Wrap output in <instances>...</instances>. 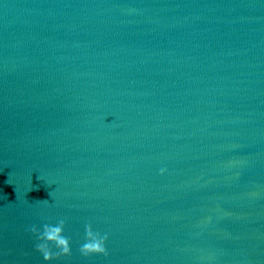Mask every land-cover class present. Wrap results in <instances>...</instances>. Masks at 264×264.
<instances>
[{"label": "water", "instance_id": "95a60500", "mask_svg": "<svg viewBox=\"0 0 264 264\" xmlns=\"http://www.w3.org/2000/svg\"><path fill=\"white\" fill-rule=\"evenodd\" d=\"M0 264H264V0H0Z\"/></svg>", "mask_w": 264, "mask_h": 264}, {"label": "clouds", "instance_id": "9594fccd", "mask_svg": "<svg viewBox=\"0 0 264 264\" xmlns=\"http://www.w3.org/2000/svg\"><path fill=\"white\" fill-rule=\"evenodd\" d=\"M164 170L161 169V172ZM63 225L64 220L61 219L56 224H43L42 227L37 228L33 227V231L37 235V248L41 250L46 259H51L53 255H58L59 252L54 253L53 250L49 247L50 243H55L57 249L62 251L64 254H67L70 251L69 243L67 238L63 236ZM86 242L81 246V251L84 254L90 252H104L106 253L105 242L108 239V234H100L99 232H94L91 228V225L87 226L86 232Z\"/></svg>", "mask_w": 264, "mask_h": 264}]
</instances>
